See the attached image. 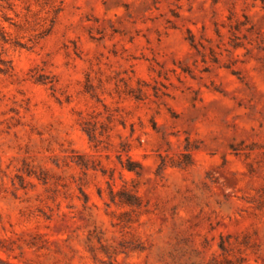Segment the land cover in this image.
I'll return each instance as SVG.
<instances>
[{
    "label": "rangeland",
    "instance_id": "374dc122",
    "mask_svg": "<svg viewBox=\"0 0 264 264\" xmlns=\"http://www.w3.org/2000/svg\"><path fill=\"white\" fill-rule=\"evenodd\" d=\"M51 2L0 0V264H264V0Z\"/></svg>",
    "mask_w": 264,
    "mask_h": 264
},
{
    "label": "trees",
    "instance_id": "16d2710c",
    "mask_svg": "<svg viewBox=\"0 0 264 264\" xmlns=\"http://www.w3.org/2000/svg\"><path fill=\"white\" fill-rule=\"evenodd\" d=\"M41 1H44L46 3L47 0H37V2L39 3H41ZM63 1L64 0H52L50 6L53 10L54 15H56L57 12L60 10V7ZM56 2L57 4H55ZM3 18H4V15H3ZM7 42H8V32L5 30V27L0 21V46L2 47L3 44ZM9 68H10L9 61L3 57V49H2L0 50V74L6 73Z\"/></svg>",
    "mask_w": 264,
    "mask_h": 264
}]
</instances>
